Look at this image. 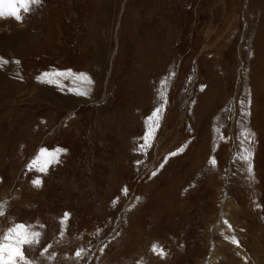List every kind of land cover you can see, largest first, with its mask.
Wrapping results in <instances>:
<instances>
[{
    "label": "rangeland",
    "instance_id": "rangeland-1",
    "mask_svg": "<svg viewBox=\"0 0 264 264\" xmlns=\"http://www.w3.org/2000/svg\"><path fill=\"white\" fill-rule=\"evenodd\" d=\"M21 15L0 19V234L40 232L32 264H264V0Z\"/></svg>",
    "mask_w": 264,
    "mask_h": 264
},
{
    "label": "snow or ice",
    "instance_id": "snow-or-ice-1",
    "mask_svg": "<svg viewBox=\"0 0 264 264\" xmlns=\"http://www.w3.org/2000/svg\"><path fill=\"white\" fill-rule=\"evenodd\" d=\"M41 0H0V19L3 18H13L18 23L23 22L24 16L21 15V12L24 14H29L31 8L34 5H39ZM6 5V7H4ZM84 81H88L87 76L81 77ZM78 95H84V93H76ZM150 135V133H149ZM183 151V149H180ZM67 152V149L60 146H56L54 149L49 150L46 147H41L39 149L38 155L33 158V160L27 165L29 171L36 170L39 173L47 174L48 169L54 163H60V157ZM177 155V152H172L169 154V157H174ZM168 157H166L165 162ZM247 160V156L244 157ZM139 163V161L137 162ZM249 163V172L252 171L250 161ZM164 165L161 164V168ZM152 175H156V171H152ZM34 187H40L42 185V180L35 178L32 180ZM3 215V212H0V216ZM70 218V213L65 212L61 220L62 225L66 224ZM31 225H25L23 223H15L14 226L7 228L3 234H0V264H32V261L26 254L25 248L39 244L41 242V233L38 231L31 230ZM233 243L238 242L235 240V237L232 238ZM152 252L155 255L163 258L166 253L161 247L158 250V245L154 243L152 245ZM47 251V248L44 249ZM83 249L78 250L75 255L79 258Z\"/></svg>",
    "mask_w": 264,
    "mask_h": 264
},
{
    "label": "bare ground",
    "instance_id": "bare-ground-1",
    "mask_svg": "<svg viewBox=\"0 0 264 264\" xmlns=\"http://www.w3.org/2000/svg\"><path fill=\"white\" fill-rule=\"evenodd\" d=\"M216 253V252H215ZM218 256V255H217ZM243 256V255H242ZM244 256H246V255H244ZM244 256H243V258H244ZM211 258L213 259L214 258V254L212 253V255H211ZM215 259V258H214ZM211 260V259H210ZM212 262V261H211ZM209 264V263H208Z\"/></svg>",
    "mask_w": 264,
    "mask_h": 264
}]
</instances>
